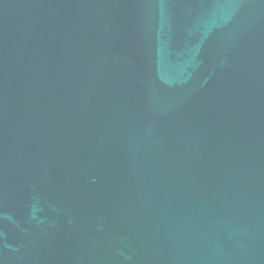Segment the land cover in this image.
Masks as SVG:
<instances>
[{
	"label": "water",
	"instance_id": "obj_1",
	"mask_svg": "<svg viewBox=\"0 0 264 264\" xmlns=\"http://www.w3.org/2000/svg\"><path fill=\"white\" fill-rule=\"evenodd\" d=\"M0 264H264V0H0Z\"/></svg>",
	"mask_w": 264,
	"mask_h": 264
}]
</instances>
